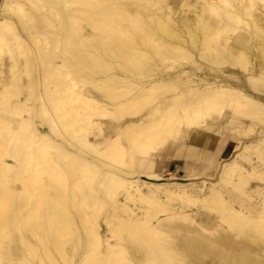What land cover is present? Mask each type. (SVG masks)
<instances>
[{"label":"bare ground","instance_id":"bare-ground-1","mask_svg":"<svg viewBox=\"0 0 264 264\" xmlns=\"http://www.w3.org/2000/svg\"><path fill=\"white\" fill-rule=\"evenodd\" d=\"M0 264H264V0H0Z\"/></svg>","mask_w":264,"mask_h":264},{"label":"crops","instance_id":"crops-1","mask_svg":"<svg viewBox=\"0 0 264 264\" xmlns=\"http://www.w3.org/2000/svg\"><path fill=\"white\" fill-rule=\"evenodd\" d=\"M227 149H228V143L226 142V144L218 151V154L214 155L213 158H215L217 162H219V160H222L223 155ZM192 151H194V153L192 154L191 157L189 156L188 159L189 164H186L184 162V158L182 157L181 158L165 157L164 162L162 163L163 168L161 169L163 176L166 177L172 175L177 179L208 177L210 173H206L207 170L206 167L208 166V164H205V157H204L205 150L203 148H198ZM157 159L158 158H154V161L157 162L158 161ZM187 173L189 176L187 175Z\"/></svg>","mask_w":264,"mask_h":264},{"label":"rangeland","instance_id":"rangeland-1","mask_svg":"<svg viewBox=\"0 0 264 264\" xmlns=\"http://www.w3.org/2000/svg\"><path fill=\"white\" fill-rule=\"evenodd\" d=\"M186 129H189V128H186ZM222 133V132H221ZM212 135H214V139L216 140L215 142H214V145L213 146H215V143L217 142V139H219L220 138V136H221V134L220 133H217L216 131L215 132H212ZM232 141V142H231ZM235 141V142H234ZM227 143H228V149L226 150V152L224 153V155H223V158H222V160H219V162H217V160L215 159V158H213L212 157V159H211V161H206L205 162V164H208V166L206 167L207 168V170H206V173H210V175L208 176V177H197V178H185V179H178L179 181H184V182H200V181H202V180H205L206 181V184H207V187H209L208 185H210L209 183H211V182H215L217 179H218V173H219V170H220V164H223L226 160H227V158L229 159L231 156L230 155H232V153H233V151L235 150V148H236V145H237V143H236V140L233 138V137H231L230 139H228L227 141H226ZM226 144V143H225ZM188 146L190 147V148H192L193 150H196V149H198V148H200V147H198V146H194V145H192V144H188ZM212 146V147H213ZM205 151H207V149L206 148H203ZM218 151L219 150H216L215 148L214 149H212L211 151H210V156L212 155V156H214V155H216V154H218ZM254 157V156H253ZM121 162V160H116V163L117 164H119ZM214 164V165H213ZM217 165V166H216ZM211 167V168H210ZM218 168V169H217ZM212 170H213V172H212ZM212 173V174H211ZM167 178H168V176H166ZM165 177V178H166ZM175 179H177V178H175ZM63 181V183L62 182H60V186L62 187V188H66V186L67 185H70V182H67V179L66 180H64V179H62ZM70 180V179H69ZM89 182H90V180H88ZM86 182L85 184H89V182ZM169 181H172V179H170ZM72 182V181H71ZM96 182H97V180H96ZM96 182L94 181V185L96 184ZM92 183V182H91ZM65 184V185H64ZM71 185H72V183H71ZM65 186V187H64ZM227 188L229 189L228 190V192L229 191H231L232 192V186L231 185H228L227 186ZM117 192H119V191H117ZM205 192H207V190L205 191ZM189 206V207H188ZM186 207H188V208H186L187 210L189 209V211L191 210V211H193V212H195V210H197V206L196 205H193L192 203H189V205H187ZM71 210H75V209H71ZM104 211H105V209H104ZM101 217V216H100ZM101 219V218H100ZM100 219H99V221H100ZM102 226V234H106L107 233V228L104 226V225H101Z\"/></svg>","mask_w":264,"mask_h":264}]
</instances>
